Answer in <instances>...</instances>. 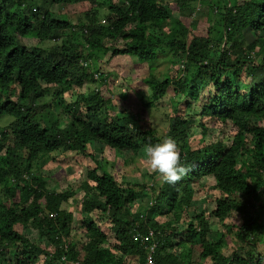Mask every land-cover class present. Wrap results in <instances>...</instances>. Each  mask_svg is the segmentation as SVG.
Instances as JSON below:
<instances>
[{
  "label": "trees",
  "instance_id": "1",
  "mask_svg": "<svg viewBox=\"0 0 264 264\" xmlns=\"http://www.w3.org/2000/svg\"><path fill=\"white\" fill-rule=\"evenodd\" d=\"M81 1L0 0V117L12 119L0 128V264H144L146 250L134 235L151 230L158 264H190L195 247L212 264H264V80L249 81L264 69V0H175L182 17L195 19L204 2L214 18L206 36L187 45L178 39L181 20L168 4L86 0L94 7L76 24L53 11ZM247 34L254 39L247 41ZM26 38L38 43L28 48ZM56 40L51 49L41 46ZM86 52L95 61L109 52L148 65V105L171 90L177 96L165 134L147 126L143 113L106 116L102 109L112 101L95 88L65 101L72 86H84L87 71L79 60H87ZM161 63L176 68L175 75H157ZM97 73L106 86L109 75ZM217 123L232 130H221L214 142ZM164 137L175 139L189 169L180 181H157L155 172L144 174L154 187L116 178L114 171L130 163L126 156ZM62 153L90 161L79 221L66 206L74 193L52 191L42 171L33 172L43 154ZM204 181L211 192L199 191L211 195L205 196L215 204L211 216L237 237L230 253L222 249L226 234L209 242L210 216L194 203L196 185Z\"/></svg>",
  "mask_w": 264,
  "mask_h": 264
},
{
  "label": "rangeland",
  "instance_id": "2",
  "mask_svg": "<svg viewBox=\"0 0 264 264\" xmlns=\"http://www.w3.org/2000/svg\"><path fill=\"white\" fill-rule=\"evenodd\" d=\"M117 1V0H114ZM161 3L170 5L171 9L174 12V16L181 20L180 31L178 32L177 36L178 39L185 45L189 43L190 40L193 39L195 36H206L208 33L209 26H214V18L211 16L207 17V13L209 12V7L204 4L203 8L204 11L201 12L200 15L194 19L193 17H182L180 15V11L175 0H158ZM94 5L91 4L89 1L83 0L76 4H71L66 7L54 6L53 11L55 13L63 12L67 15L71 21L76 24L78 21L81 22L86 21L85 13L93 8ZM106 9L102 10V15H105ZM204 13V14H203ZM214 16V15H213ZM196 20V21H195ZM102 19V24H106ZM192 23H196V28L192 30ZM149 32H157L155 29H150ZM161 39H164L160 37ZM247 41H252L254 39L252 34H247L245 36ZM24 43L31 48L32 46L36 45L38 41L36 39L26 38L23 39ZM112 42L117 43L118 45H122V42H118L116 40H112ZM58 45L57 42H45L41 46L43 49H51L52 47ZM116 44V45H117ZM88 52L84 53L87 60H83L82 66L87 68L86 80L84 82L83 87L79 86H72L69 91H66L64 94V99L66 102H74L79 99L81 94H86L88 92H92L94 88L97 86L90 78L89 74H93L95 72H102L104 75H109L108 82L105 85H101L102 95L105 99H110L112 102L110 104H106L103 109L102 113L109 115L111 119H116L118 115L126 116L128 114H136L139 115L143 113L144 122L147 126L156 128L161 134H165L166 130L168 129V117L172 112L174 103V97L172 90L169 91L168 95L164 100L160 103H155L153 106H149L148 104L151 103V90L149 86L144 82V78L147 76L149 72V67L147 64H143L136 59V57L127 56V55H113L112 53L107 52L101 60L95 61V59L90 58L88 56ZM87 62L89 65L87 66ZM260 62L259 60L257 61ZM80 66V65H79ZM81 67V66H80ZM169 72V74L175 75L177 72L176 68L161 63L158 64L156 67L155 72L157 75L162 74L163 72ZM100 77V76H99ZM260 80H264V69H259L252 79H249L250 84H259ZM241 81H246L245 78ZM97 88V87H96ZM100 89V91H101ZM18 97V95H17ZM48 98V97H47ZM17 98L15 97V100ZM50 99V98H49ZM146 103V105H145ZM180 108H184V105H181ZM67 116L66 118H68ZM40 118V117H39ZM65 119L62 120L64 122ZM12 119L9 117H0V128H5L11 123ZM222 124L217 123L215 127L211 130L214 132L212 135V141L216 142L218 140V136L220 131L222 130V134L231 132L232 128L230 126L222 128ZM199 131H197L198 133ZM234 132V130H233ZM230 135L225 139L226 144L231 146L232 140L229 138ZM200 142V139L197 138ZM200 147V144H196ZM146 147L142 148L136 157L126 156L128 158L129 164L120 170V172H116V178L121 180H133L137 183L142 182H149V187H154L152 182L144 176L146 172L148 174L153 173L154 171L150 168L149 163L146 159ZM101 157V155H99ZM43 158V159H41ZM41 161H38L34 164L33 172L37 170L42 171L45 175L48 187L52 191H72L74 193L73 199H71L66 205L70 210H72L75 214V220H80V213L79 207L82 201V197L84 195V189L82 187V183L84 180L87 179L86 167L90 165V161L87 158H77L72 153H65V154H46L41 156ZM158 176V174H157ZM161 179L157 178V181ZM206 181V178L203 179ZM199 183L203 185H196V193L194 195V203L196 206L201 205L202 207L206 208L207 215L210 216L209 224L211 228V232L208 234L209 242H217L221 238H223L224 234H226V245L222 248L224 253H230L236 250V241L237 237L235 234H228L226 233V229L223 227V222L212 217V211L215 209V204L210 203L206 196L202 194L199 190L206 187L208 192H211L208 189L207 184H212V180H209V183ZM209 184V185H210ZM200 186V187H199ZM5 189V185H0V192ZM205 191V192H207ZM200 192V193H198ZM206 196V197H205ZM139 203L141 201L139 200ZM70 205V206H69ZM139 206V205H138ZM201 209V208H200ZM192 215V214H191ZM158 216V215H157ZM235 215H233L234 217ZM161 222H167L166 220L170 221V217H158ZM101 225V223H100ZM177 225V224H176ZM106 227V226H105ZM183 230L184 226H180ZM19 231H26L29 233L28 230L18 228ZM180 229V230H181ZM113 234V233H112ZM31 237L35 238L36 234L33 232L30 234ZM178 240H174V243ZM3 247V243L0 241V249ZM52 248L49 249L51 252ZM51 250V251H50ZM191 256L189 258L190 264H212L211 259L209 258H201L197 248L191 249ZM137 262V258H133V262ZM38 264H43L40 262Z\"/></svg>",
  "mask_w": 264,
  "mask_h": 264
},
{
  "label": "clouds",
  "instance_id": "3",
  "mask_svg": "<svg viewBox=\"0 0 264 264\" xmlns=\"http://www.w3.org/2000/svg\"><path fill=\"white\" fill-rule=\"evenodd\" d=\"M197 9L200 10V6ZM54 42H57V40ZM83 62V60H79L80 66L83 69H87L82 66ZM85 63L87 66L89 65L87 62ZM91 75H93L96 81L95 84H97V88L95 87V89L100 91L101 85L103 84L100 82L99 73L95 72ZM100 92L102 93V89ZM145 155L150 168L158 174V179H161L164 183L175 184L189 170L185 166V163L182 162L178 145L172 137H164L159 142L150 144L146 149Z\"/></svg>",
  "mask_w": 264,
  "mask_h": 264
},
{
  "label": "built area",
  "instance_id": "4",
  "mask_svg": "<svg viewBox=\"0 0 264 264\" xmlns=\"http://www.w3.org/2000/svg\"><path fill=\"white\" fill-rule=\"evenodd\" d=\"M199 10V9H198ZM134 240L140 243V246L145 248V263L158 264L156 261L157 242L154 231H149L147 234H141L140 231H135Z\"/></svg>",
  "mask_w": 264,
  "mask_h": 264
}]
</instances>
